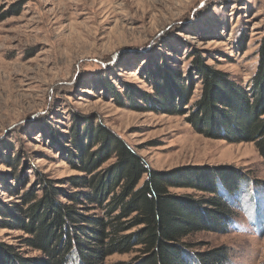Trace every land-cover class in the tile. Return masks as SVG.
Segmentation results:
<instances>
[{"label":"rangeland","instance_id":"rangeland-1","mask_svg":"<svg viewBox=\"0 0 264 264\" xmlns=\"http://www.w3.org/2000/svg\"><path fill=\"white\" fill-rule=\"evenodd\" d=\"M2 16V204L21 205L30 192L41 198L45 177L70 189L63 182L78 174L70 160L72 138L88 123L101 125L156 172L238 174L244 182L230 197L235 212L231 228L222 234L195 233L184 242L199 255L224 247L225 264H264V158L256 144H230L194 129L189 117L202 94L197 78L183 116L137 110L142 95L152 97L157 90L150 73H164L161 78L173 82L171 74L166 76L168 68L182 74L179 84L186 88L194 55L225 74L231 86L249 92L264 45V0H0ZM111 87L121 97L112 95ZM127 90L140 94L134 105L123 96ZM17 157L15 170L10 162ZM18 175L22 182L16 183ZM8 186L18 187L13 196ZM170 192L194 200L210 197L192 188ZM26 238L22 231L0 229V244L26 259L42 258L24 245ZM136 255L115 254L105 262L128 264Z\"/></svg>","mask_w":264,"mask_h":264},{"label":"trees","instance_id":"trees-1","mask_svg":"<svg viewBox=\"0 0 264 264\" xmlns=\"http://www.w3.org/2000/svg\"><path fill=\"white\" fill-rule=\"evenodd\" d=\"M259 55L249 92L231 86L225 74L211 70L203 57L194 55L186 76L188 89L180 87L182 74L168 68L166 76L171 74L173 82L161 78L164 73H150L157 90L152 97L142 95L143 106L137 110L183 116L197 78L202 94L189 117L194 129L230 144L254 142L264 158V45ZM110 91L121 97L113 87ZM139 95L127 90L123 96L134 105ZM92 125L88 123L82 134L76 132L72 138L75 152L69 151L70 160L78 174L63 182L70 189L59 188L45 177L41 198L30 192L23 195L21 205L0 201V229L22 231L28 236L24 245L43 254L26 259L11 246L0 244V264H106L115 254L131 253L137 255L128 264H225L224 247L199 255L191 252L193 245L184 239L199 232H227L235 214L230 197L244 180L235 173L214 175L208 169L156 172L121 137ZM112 158L111 166L102 169ZM17 162L20 157L10 162L15 170ZM14 181L22 182L21 175ZM8 187L12 196L18 190ZM174 188H192L210 197L194 200L172 194Z\"/></svg>","mask_w":264,"mask_h":264}]
</instances>
